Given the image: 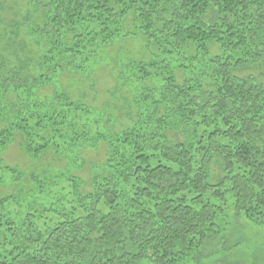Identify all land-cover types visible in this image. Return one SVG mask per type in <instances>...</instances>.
<instances>
[{
  "label": "trees",
  "instance_id": "1",
  "mask_svg": "<svg viewBox=\"0 0 264 264\" xmlns=\"http://www.w3.org/2000/svg\"><path fill=\"white\" fill-rule=\"evenodd\" d=\"M26 4L30 30L5 45L16 65L0 58V151L25 140L37 189L0 199V264H181L220 235L229 208L264 225L263 75H243L264 61V0ZM127 19L149 58L129 67L140 116L115 136H91L82 106L55 93L46 107L36 95L52 77L45 60L89 62ZM15 25L8 35L19 38ZM37 36L46 44L32 71ZM98 141L110 156L85 186L71 154ZM49 149L63 169L43 161Z\"/></svg>",
  "mask_w": 264,
  "mask_h": 264
},
{
  "label": "rangeland",
  "instance_id": "2",
  "mask_svg": "<svg viewBox=\"0 0 264 264\" xmlns=\"http://www.w3.org/2000/svg\"><path fill=\"white\" fill-rule=\"evenodd\" d=\"M26 10V0H0V58L8 63V68L14 67L16 62L5 45L10 49L16 42H20L27 35L26 29L30 30L26 21L33 24L32 15L28 16V20L24 18L27 15ZM128 19L122 22L123 36H113L108 44H99L89 62L60 63L58 66L60 58L45 60L46 64L48 61L53 67L52 77L36 95L46 107L52 104L50 100L54 99L55 93L63 95L74 105L76 103L82 106L88 113L80 119V123L90 130L91 136L97 133V129L115 136L131 128L140 116L134 103V80L129 67L132 64L139 65L138 63L148 64L149 58L142 37L138 34L128 35L134 29ZM12 22L16 23L14 32L19 34V38L8 35ZM34 38L33 45H28L27 49L31 51L30 67L32 71H37L40 52L45 48L46 40L40 36ZM216 51L214 48L213 53L218 52ZM175 73L177 81H182L181 73ZM261 74L263 77L260 80L264 84V61L252 66L243 75H253L258 79ZM129 82L133 85L128 84ZM24 141L20 136H15L0 151V199L9 195L17 196L20 191L23 195L22 201H27L28 188L30 191L35 189L31 193L37 189L30 184L29 174L34 164L25 154ZM71 155L75 160L70 162L75 161V169L79 170L74 174L86 186L89 185L93 173L100 166L106 165L110 153L107 144L98 141L94 147L78 146ZM43 161L50 162L55 165L54 168L60 170L67 165V160L60 162V158L50 149L44 154ZM6 168L15 169L22 175L21 179L14 181L1 170ZM14 182H17L16 185ZM20 204L24 206V202ZM11 209L13 208L10 207L9 210ZM217 223L221 228L220 235L206 241L202 250L181 264H264V225L256 224L244 215L236 217L233 207Z\"/></svg>",
  "mask_w": 264,
  "mask_h": 264
}]
</instances>
